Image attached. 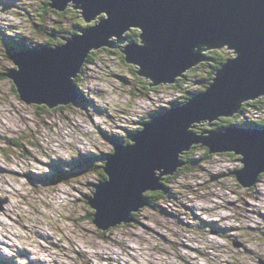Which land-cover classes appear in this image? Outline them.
Segmentation results:
<instances>
[{"label":"rangeland","instance_id":"1","mask_svg":"<svg viewBox=\"0 0 264 264\" xmlns=\"http://www.w3.org/2000/svg\"><path fill=\"white\" fill-rule=\"evenodd\" d=\"M46 1L0 0V264L2 260L6 264H264V173L254 185L239 186L234 173L243 168L242 157L229 156L230 151L202 159L207 146L192 143L189 150L177 153V161L185 164L176 167L177 177L164 183L167 193L152 201L155 208L144 205L132 213L131 222L108 231L97 229L86 218L93 210L86 204L94 193L92 184H101L95 167L68 168L58 185L36 182V176L48 173L50 166L70 164L81 155L111 153L115 138L128 139L152 118L185 104L187 92L202 88L193 85L197 73L182 78L202 61L175 78L181 79L180 88L174 87L176 81L143 86L141 81L150 84L152 80L138 76L135 72L140 67L126 63L119 50L131 43H120L112 36L107 41L118 44L110 48L113 53L103 51L105 46L90 49L92 60L86 59L75 79L80 99L87 101L48 111L23 103L11 79L5 77L16 68L9 52L21 45L36 48L47 42L48 36L36 31ZM71 6L75 4L68 2L66 9ZM101 17L107 19L100 13L85 25L98 23ZM43 19L45 31L56 19L63 20L53 13ZM134 29L139 30L130 27L122 37ZM140 42L136 45L142 46ZM226 49L223 45L211 50H222L229 60L234 59V49ZM206 53L200 51L201 56ZM247 112L242 117L247 119L237 121L233 128L264 130L244 126L257 124L261 118ZM219 118L228 117L210 121L209 131L216 130L211 123ZM204 121L190 126L206 125L208 120ZM227 129L232 127L218 130ZM188 130L196 136L203 132ZM21 251L31 255L24 259Z\"/></svg>","mask_w":264,"mask_h":264},{"label":"water","instance_id":"2","mask_svg":"<svg viewBox=\"0 0 264 264\" xmlns=\"http://www.w3.org/2000/svg\"><path fill=\"white\" fill-rule=\"evenodd\" d=\"M68 2L81 10L84 22L100 13L107 19H100L80 35L64 38L66 43L59 48L20 52L9 58L16 68L7 78L25 104L52 110L75 103V79L88 51L117 47L107 41L112 36L127 43L122 35L130 27L141 31L143 45L131 43L119 50L126 63L140 67L135 72L138 76L152 80L148 87L174 83L185 70L203 61V47L227 45L239 52L218 70L205 92L141 125L143 129L132 135L131 144H116L105 157L102 170L107 178L92 184L95 191L86 199L94 210L91 223L97 229L106 231L131 222L132 213L146 206L144 193L164 191L161 177L174 174L176 167L185 164L177 161V153L189 150L192 143L207 146L209 153L240 155L243 168L234 178L245 188L258 181L264 173V130L232 127L223 133L203 131L196 136L188 128L202 120H208L210 126L216 117L236 113L242 101L264 95V0H50V6L64 11Z\"/></svg>","mask_w":264,"mask_h":264},{"label":"trees","instance_id":"3","mask_svg":"<svg viewBox=\"0 0 264 264\" xmlns=\"http://www.w3.org/2000/svg\"><path fill=\"white\" fill-rule=\"evenodd\" d=\"M50 5H51L50 0H47L45 2V4L42 5V7H43L42 12H41L42 15H41V19L39 18L37 21L38 23H37V29H36V31L38 33H40L42 31L44 34H46L48 36L47 42L39 45V47H36V48H31V47L26 46V45L25 46L21 45L18 48H12V50L9 52L10 56L12 53H14V51H22V50L29 49V48L30 49L45 48V47L50 48V49H55L57 47L59 48L60 46H62V42H63L64 38L70 37V36L75 35L77 33L80 34L81 30H83L84 27L88 28V27L95 25L97 23L95 21L90 26L85 25V22L83 21V19L80 18L79 11H75L73 8L65 9L64 11H58V10L52 8ZM49 13L56 14V18H63V20L56 19V21L54 23H52L51 26L49 25V28H50L49 31H45L44 29H47V28L44 26V24L46 22L44 21L43 18L45 16H47ZM66 15L70 16L69 19H65ZM98 21H100V19H98ZM62 22L64 24H61ZM140 33H141L140 30H136V29L131 30L126 35L128 42L132 43V44L138 43L141 40ZM205 49H206V47H204L201 50H205ZM102 50L105 52H108L110 54L113 53L110 50V48H108V47L102 48ZM206 51H207V53L202 56V58H203L202 63L197 65L196 67H194L190 71L186 72V74H184L182 76V78H183V77L188 76V74L197 73L199 77H197L195 79V82L193 85L202 86V88H199V90L195 89V90H192V92H190V91L187 92L184 99H183L184 101L185 100L187 101L192 96H196V95L202 93L204 90H206L209 87V85L213 82L212 78L216 76L218 70L227 61H229L230 56H228L222 50L208 49ZM92 54H93V52L89 54L87 61L92 60ZM8 74H10V73L5 74L6 78H7ZM205 76H208L209 78H204ZM142 80H145V79H142ZM179 83H181V79L176 80L174 87L180 88ZM12 84H13V82H12ZM141 84L143 86H145V85L148 86V84H146L145 82H142V81H141ZM13 91L16 93L15 86L13 88ZM79 97H81V96H79ZM83 99L85 101H87V99H85V98H81V99L79 98L80 101ZM182 101H180L178 104L181 105L182 103H184V101L183 102ZM179 105H177V106H179ZM174 107H176V105ZM40 108L45 110V111H48V108H46L45 106H41ZM171 108L172 107H170V109ZM165 109L168 110V108H165ZM247 111H249V112L253 111L254 116L260 115L261 118H259L258 121H256L257 124H250V125H244V126L264 128V97L257 98L256 100H252V101H248V102L240 104L237 114H235L233 117L230 116L228 118L217 119L216 122L211 123L212 128L218 130V129L227 128L228 126L232 127L234 123H236V125H237V123H239L237 121H239V120L243 121V120L247 119V116L242 119V117L244 115L243 112H247ZM201 126L202 125H200V126L194 125V126H192V128L194 129V132H197L196 130H201V129L203 131H207V132L210 130V126H208L207 124L203 125L202 128H201ZM234 126H235V124H234ZM138 129H141V128L139 127ZM135 131L136 130H134V132ZM132 134H131V136H132ZM128 139H126L125 141L124 140L119 141L120 138H117L115 140L118 142H122V143L127 144L129 142ZM11 142H12V145L17 146V147L19 146L17 140H11ZM194 148H196V151H197V147L194 146ZM204 152H205V154L203 155L202 159L205 158V156H206V158L210 159L209 158L210 157V153H209L210 148L205 147ZM227 153L229 156H234L233 152H227ZM82 157H84V156H82ZM105 161H106V158L103 155L102 156H100V155H87V157H85V160H80V161L74 162V165H72V167H73V169H76V170H80V169H83L85 167H89L91 169L93 167H95V168H93L94 171L98 170L97 171L98 176L101 178V182H104L106 180L107 175L104 173L103 170H101V167H102V165L105 166V164H104ZM193 161H195V160L193 159L192 161H189L187 163L192 164ZM71 164H73V163H70L67 165L68 168L71 167ZM67 173L68 172H67L66 168H60L59 166L55 165L51 175H44V176L37 175L36 178L38 181H42V179H43V180L58 182L57 180L64 179L66 177ZM177 175H178V173L175 172L172 175H163L161 177L159 184L164 186V188H165L164 191L149 190L143 195V197L147 201L149 207L155 208L152 201L160 200L166 195L165 191L167 193L168 188L166 187V185L164 183H166V182L168 183V181L171 182L170 181V180H172L171 177H177ZM168 176H170V177H168ZM262 176L263 175L260 174L258 176L257 180L259 181L260 179H262ZM236 181L239 184V186H242L241 183L238 181V179H236ZM93 214H94V210H92L91 213L86 216V218L93 220L94 219ZM131 218L134 219L133 214H132ZM106 231H108V230H106ZM103 234H104V232H103Z\"/></svg>","mask_w":264,"mask_h":264},{"label":"clouds","instance_id":"4","mask_svg":"<svg viewBox=\"0 0 264 264\" xmlns=\"http://www.w3.org/2000/svg\"><path fill=\"white\" fill-rule=\"evenodd\" d=\"M81 3H83V0H81ZM234 49H235V48H234ZM238 55H239V52L235 49L234 54H233L234 59H235V57L238 56ZM5 251H7V250L5 249Z\"/></svg>","mask_w":264,"mask_h":264},{"label":"bare ground","instance_id":"5","mask_svg":"<svg viewBox=\"0 0 264 264\" xmlns=\"http://www.w3.org/2000/svg\"><path fill=\"white\" fill-rule=\"evenodd\" d=\"M96 16H97V15H96ZM203 48H204V47H203ZM229 50H231V49H229ZM261 96L264 97V95H261ZM232 117H233V116H232ZM203 121H204V120L199 121V123H201V122H203ZM194 146H195V145H194ZM192 147H193V146H192ZM195 147H196V146H195ZM167 175H170V174H167ZM168 177H170V176H168ZM146 206H148V203H147V202H146ZM139 210H140V209H139ZM139 210H138V211H139ZM138 211H137V212H138Z\"/></svg>","mask_w":264,"mask_h":264}]
</instances>
